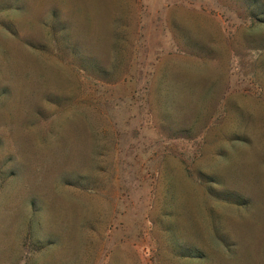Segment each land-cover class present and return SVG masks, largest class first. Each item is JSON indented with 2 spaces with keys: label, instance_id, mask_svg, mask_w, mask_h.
Masks as SVG:
<instances>
[{
  "label": "rangeland",
  "instance_id": "obj_1",
  "mask_svg": "<svg viewBox=\"0 0 264 264\" xmlns=\"http://www.w3.org/2000/svg\"><path fill=\"white\" fill-rule=\"evenodd\" d=\"M0 264H264V0H0Z\"/></svg>",
  "mask_w": 264,
  "mask_h": 264
}]
</instances>
